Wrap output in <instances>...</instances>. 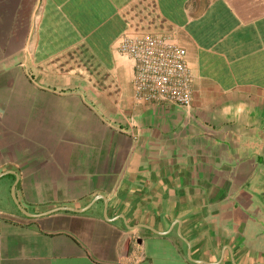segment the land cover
I'll list each match as a JSON object with an SVG mask.
<instances>
[{"label": "crops", "instance_id": "obj_1", "mask_svg": "<svg viewBox=\"0 0 264 264\" xmlns=\"http://www.w3.org/2000/svg\"><path fill=\"white\" fill-rule=\"evenodd\" d=\"M126 33L187 50L189 110ZM0 264H264V0H0Z\"/></svg>", "mask_w": 264, "mask_h": 264}, {"label": "built area", "instance_id": "obj_2", "mask_svg": "<svg viewBox=\"0 0 264 264\" xmlns=\"http://www.w3.org/2000/svg\"><path fill=\"white\" fill-rule=\"evenodd\" d=\"M118 50L133 65V94L138 102L189 110L194 101V74L187 50L172 35L124 34Z\"/></svg>", "mask_w": 264, "mask_h": 264}, {"label": "water", "instance_id": "obj_3", "mask_svg": "<svg viewBox=\"0 0 264 264\" xmlns=\"http://www.w3.org/2000/svg\"><path fill=\"white\" fill-rule=\"evenodd\" d=\"M20 210H21V208H20ZM63 210H66V211H75V212H83V211H85V210H76V209L74 210V209H70V208H63V207H61V208H57V209L51 210L50 212H48V214L53 213V212H57V211H63Z\"/></svg>", "mask_w": 264, "mask_h": 264}]
</instances>
